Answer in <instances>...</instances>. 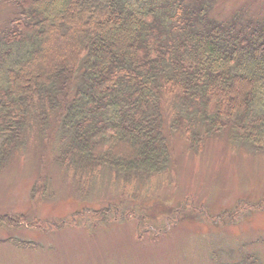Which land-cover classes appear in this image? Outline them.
<instances>
[{
    "label": "trees",
    "instance_id": "obj_1",
    "mask_svg": "<svg viewBox=\"0 0 264 264\" xmlns=\"http://www.w3.org/2000/svg\"><path fill=\"white\" fill-rule=\"evenodd\" d=\"M214 1L0 0L16 12L0 27V171L34 138L74 183L104 169L152 181L177 131L197 152L227 129L231 143L261 149L264 16L245 5L220 19ZM91 213L104 225L116 216Z\"/></svg>",
    "mask_w": 264,
    "mask_h": 264
},
{
    "label": "rangeland",
    "instance_id": "obj_2",
    "mask_svg": "<svg viewBox=\"0 0 264 264\" xmlns=\"http://www.w3.org/2000/svg\"><path fill=\"white\" fill-rule=\"evenodd\" d=\"M245 5L264 16V0H215L212 15ZM14 13L0 5V27ZM230 132L207 139L202 152L174 132L168 170L130 184L107 169L74 183L46 139L34 138L0 171V217L19 224H0V264H235L250 255L264 264V146L233 144ZM107 207L130 217L104 225L91 210Z\"/></svg>",
    "mask_w": 264,
    "mask_h": 264
}]
</instances>
